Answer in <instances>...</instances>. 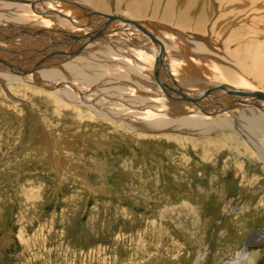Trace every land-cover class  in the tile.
<instances>
[{"label":"rangeland","instance_id":"374dc122","mask_svg":"<svg viewBox=\"0 0 264 264\" xmlns=\"http://www.w3.org/2000/svg\"><path fill=\"white\" fill-rule=\"evenodd\" d=\"M202 4L205 32L195 14L190 35L208 47L233 32L231 48L254 40L264 71V0ZM45 91L0 84V264H223L251 234L242 264H264V159L252 142L214 122L140 115V98L128 117Z\"/></svg>","mask_w":264,"mask_h":264},{"label":"bare ground","instance_id":"6f19581e","mask_svg":"<svg viewBox=\"0 0 264 264\" xmlns=\"http://www.w3.org/2000/svg\"><path fill=\"white\" fill-rule=\"evenodd\" d=\"M202 2L184 0L173 22L176 0H0V84L35 86L55 103L113 109L115 116L130 117L128 100L140 98L144 104L133 106L140 115L166 125L187 119L230 127L264 159V90L249 81L264 77L258 49L254 40L231 48L242 39L234 32L227 43L211 42L215 47L191 36L195 14L193 31L205 32ZM253 236L223 264L252 263Z\"/></svg>","mask_w":264,"mask_h":264}]
</instances>
